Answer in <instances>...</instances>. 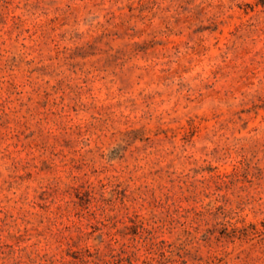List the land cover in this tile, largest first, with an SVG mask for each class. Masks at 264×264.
Segmentation results:
<instances>
[{
  "label": "rangeland",
  "instance_id": "obj_1",
  "mask_svg": "<svg viewBox=\"0 0 264 264\" xmlns=\"http://www.w3.org/2000/svg\"><path fill=\"white\" fill-rule=\"evenodd\" d=\"M0 264H264V0H0Z\"/></svg>",
  "mask_w": 264,
  "mask_h": 264
}]
</instances>
